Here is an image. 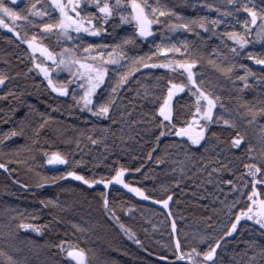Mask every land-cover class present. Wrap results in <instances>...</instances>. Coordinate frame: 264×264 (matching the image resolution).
Returning a JSON list of instances; mask_svg holds the SVG:
<instances>
[{
	"label": "trees",
	"instance_id": "obj_1",
	"mask_svg": "<svg viewBox=\"0 0 264 264\" xmlns=\"http://www.w3.org/2000/svg\"><path fill=\"white\" fill-rule=\"evenodd\" d=\"M5 3L16 11L24 9L32 21V25L16 21L15 30L24 38L36 35L50 50L60 51L73 44L113 45L131 36L134 42L126 46L128 54L150 56L156 45L175 44L181 52L174 57L163 54L146 63L167 58L196 60L198 82L202 81L203 89L219 98L223 108L218 105L215 115L221 119L209 126L200 145L175 136L174 130L170 132L167 127L163 129L165 135L160 136L159 120H153L152 114L166 96L168 80H180L167 69H140L127 88L120 91L110 118L93 116L83 112L72 97L53 92L34 72L28 47L0 28V75L7 77L0 84V163L8 169H0V264H10L8 257L16 264H76L65 253L68 245L85 250L87 264H189L177 260V240L185 253L193 247L198 252L207 251L230 227L233 213L239 211L237 207L230 213L226 205L236 199L244 203V197L221 181L238 183L240 175L250 180L243 166L258 163L264 147V116L257 115L256 121L249 124L252 116L247 111L249 107L260 108L257 101L264 100V66L257 68L255 61L248 58L249 53L264 58V40L256 38V25L248 36L253 43L244 49L225 35L243 31L242 22L251 19L244 6L259 13L264 0H233L232 5L227 0H147L152 7L171 10L185 19L207 17L208 30H170L168 24H182L184 20L160 17L161 22L152 25L153 35L140 38L134 33V25L121 23L118 16L105 23L106 32L99 36L83 35L80 40L59 43L56 35L41 36L40 25L49 18L28 12L33 4L40 11H51L45 7L51 0ZM209 3L213 5L211 9L206 7ZM216 7L221 13L227 10L234 15L223 16L215 11ZM52 16L58 19V13ZM215 19L221 23L213 29L211 21ZM233 47L237 48L236 54L230 51ZM225 67L231 68L227 74L220 71ZM248 71L252 74L239 79ZM106 79H115L111 67ZM98 92L107 98L110 86L103 85ZM179 96L178 102L173 98V105L177 121L182 122L191 118L192 100L188 92ZM225 119L235 127L225 125ZM177 121L176 127L183 126ZM13 131L17 133L14 136L10 135ZM237 131L246 139L241 147L231 148V138ZM90 138L97 143L92 144ZM249 144L251 154L247 152ZM53 152L64 155L67 166L52 168L47 159ZM202 156L212 163L200 172L197 168L203 165ZM220 164L226 168L213 172L212 183H208V172ZM119 167L128 169L125 182L143 189L151 196L149 201L118 186L89 187L65 176L67 171H76L89 179L110 178ZM250 190L249 186L247 191ZM258 191L264 193L262 189ZM102 194H107L108 210ZM169 195L172 199L168 211L154 204ZM21 223L34 225L40 231L20 228ZM126 230L133 234L132 239ZM262 232L251 222H241L234 235L221 241L214 257L216 264H264V256L259 253V248L264 247ZM249 242H255L256 247H249Z\"/></svg>",
	"mask_w": 264,
	"mask_h": 264
},
{
	"label": "snow or ice",
	"instance_id": "obj_2",
	"mask_svg": "<svg viewBox=\"0 0 264 264\" xmlns=\"http://www.w3.org/2000/svg\"><path fill=\"white\" fill-rule=\"evenodd\" d=\"M10 3L16 4L17 0H10ZM85 4H94L97 12H88L85 7L82 6L81 0H51L50 5H45L46 8L50 7L51 11H40L36 9L35 4L28 9V12L32 16L36 17H48L49 22L42 23L40 25L41 36L46 35H56L58 37V43L73 40H80L83 34H88L90 36H99L102 32H106L104 27L105 23L114 15L119 12V18L121 23H129L134 25V33L140 38H148L153 35L152 25L159 24L160 17H171L175 16L178 20H184V23H170L167 27L170 30H176L178 28H183L188 31H194L195 28L208 30L206 27L208 20L207 17H198L185 19L179 16L177 13L168 10H162L158 7H152L147 3V0H115L114 4H110L109 0H84ZM229 5L233 4V0H227ZM123 7L122 5H125ZM207 8L211 9L213 5L211 3L206 5ZM130 8V11H127ZM24 9L16 11L14 8L9 7L5 0H0V28H6L10 32H13L18 38L20 33L15 31L16 21H25L28 25H32V21L24 14ZM215 11L221 13L220 7H216ZM238 12L239 9H236ZM244 11L250 16L249 20H244L242 22L243 31H232L227 32L225 35L231 39L235 45H238L239 49H244L246 45L253 43L252 40L248 39L251 34V29L253 25H256V38L264 40V8H261L259 13H257L254 8L244 6ZM58 13V19H54L52 13ZM81 13H84L83 15ZM126 13V14H125ZM223 16H233L234 13L231 11H223L221 13ZM6 20L8 22H6ZM259 20V24L257 23ZM219 19L211 21L212 28L214 29L216 25L220 24ZM237 23H241L237 20ZM75 33V36L73 35ZM37 36L33 35L31 39H25L23 42L27 44L28 49L32 53L33 64L37 70L43 75L47 80L48 86L53 92L58 93L61 96H67L69 92L72 93V98L75 103L81 107V109H86L88 112L92 113L93 116L110 118V112L116 107V102L120 98L119 93L122 89L127 88L129 83L135 77L134 73H139L140 69L150 70V69H167L169 72L179 71L183 77L186 74V78L183 83H175L171 79L167 82V93L163 98V102L160 103L159 108L155 110L152 114L153 120H159L158 127L161 129L160 136L165 135L163 130L165 127L169 131H173L177 137H187L188 141L192 145H200L202 140L206 139V131L209 130V125L213 122H219L221 117L214 114V109L217 108V103L219 98L206 92L202 85L203 82H198L194 78L193 68L196 65V60L187 59H173L167 58L163 62L157 63H146V60H151L153 57L159 59L160 55L172 54L174 57L176 53H180L181 49L175 44L169 46L156 45V51H153L150 56H130L128 51H126V46L133 43L131 36L121 40L117 44L113 45H95L87 44V46L73 44L72 47L64 46L59 52L55 50H50L48 47L36 42ZM187 49V44L184 45ZM110 49V50H109ZM230 51L234 54L237 53V48L233 47ZM39 53L44 62L50 61L53 67H48L46 63L36 62V53ZM257 54L249 53L248 58L254 60L256 64L264 65V58H256ZM264 55V54H261ZM113 72L115 79H106L109 77V72ZM65 71L69 74V79L67 84L60 83L59 86L53 83V79L50 75L51 72L59 73ZM220 71L227 74L231 71L230 67L220 68ZM252 74L250 71L246 72L245 76L239 77L241 80H245L247 75ZM7 79L6 76L0 75V84H3ZM110 86V92L105 98L97 90L103 85ZM75 85V87H70ZM245 87L247 85L245 84ZM77 90L81 93L77 95ZM190 93V99L192 103L189 105V113L191 118L185 119L182 122L177 121V114L174 112L173 98H176L178 102L180 96L178 94ZM139 94V93H137ZM145 96L149 93L145 91ZM95 98V99H94ZM260 108L253 110L252 107L247 108V111L251 114L252 119L248 121L249 124L256 121L257 115L264 116V100L257 101ZM223 108V105H219ZM194 108V111H192ZM158 113V115H157ZM124 114L121 113V116ZM147 115V114H146ZM177 121L182 123L183 126L176 127ZM167 122V124H165ZM136 123V121H133ZM225 125L230 127H235L231 124L229 120L225 119L223 121ZM15 131L11 132L10 135H16ZM212 135H215L213 133ZM7 139V137H5ZM91 139V138H90ZM245 135H242L239 131L231 138L230 147L239 148L242 146L241 142L245 141ZM159 140V137H157ZM92 144H96L97 140L91 139ZM261 143L264 145V129H261ZM247 152L251 154L252 147L249 144ZM48 156V154H45ZM261 159L258 163L245 164L243 167L246 170L247 177L250 180H245L244 175L239 176V182L234 183L233 180L221 181V183L231 186L234 192L240 194L244 197V203L241 204L240 199H236L233 203L226 205L229 212L239 207V211L234 212V220L230 221V227L224 230L223 236L219 239H215V243L211 245L207 251L198 252L195 247L187 253L181 250L180 241L177 240L175 244V255L179 261H188L189 264H216L214 259L217 248L220 247L221 241L225 237L230 236L232 233L238 230V224L243 220H251L260 226L264 230V193L258 191L259 189L264 190V147L261 149ZM203 165L197 168V171L203 172L208 167L211 166L212 161L201 157ZM160 161L158 160L157 163ZM219 163V161H216ZM48 164H64L67 166V161L64 155L53 152L47 159ZM79 163V162H77ZM196 165V161L192 162ZM226 165L220 164L218 168H212L208 172L209 180L208 183H212L211 176L213 172H220L225 169ZM0 169L7 171V165L0 163ZM139 171V169H136ZM231 171V169H228ZM128 169L125 167H119L114 169V175L110 178H100L95 177L89 179L83 175H79L76 171H67L65 176L72 177L77 181H82L85 185L101 184L105 189L108 188L110 184L123 185L125 189L129 192L134 193L136 196L142 197L145 200L151 199L150 195H146L145 191L139 187H134L130 183L125 182V174ZM259 174V177H258ZM40 186V185H38ZM250 186L251 190L247 191ZM219 187V184H217ZM103 205L105 210H108V198L107 194H102ZM172 197L169 195L166 199L157 200V204H161L164 208L169 207V201ZM49 203H55L54 201H49ZM171 215V213H169ZM113 218H115L113 213ZM20 228H31L35 232H39L40 228L21 223ZM122 229L123 225L120 226ZM172 229L175 231L176 224L172 223ZM129 231V239L133 238V234ZM264 234V232H262ZM139 244L140 241L136 240ZM249 247H256L255 242H249ZM61 250H64V244L61 242ZM259 253L264 256V247L259 248ZM86 252L83 249H78L72 245L67 246V256L76 261V264H87ZM10 264H16L11 257H8Z\"/></svg>",
	"mask_w": 264,
	"mask_h": 264
},
{
	"label": "rangeland",
	"instance_id": "obj_3",
	"mask_svg": "<svg viewBox=\"0 0 264 264\" xmlns=\"http://www.w3.org/2000/svg\"><path fill=\"white\" fill-rule=\"evenodd\" d=\"M64 2L66 3L67 0H64ZM109 3H110V4H114V3H115V0H109ZM81 4H82L83 7L86 8V10H87L88 12H97V9L95 8L94 4H85V3H84V0H81ZM122 6H123V5H122ZM123 7H126V6H123ZM128 9H130V8H127V11H128ZM81 14L83 15L84 13H81ZM118 16H119V12L117 11L116 14L114 15V17L110 18L107 22H109V21L115 19V18L118 17ZM6 22H8V21L6 20ZM3 29H4L5 31L11 33V34H14L13 32H10V31H9L8 29H6V28H3ZM15 31H16V30H15ZM16 32H17V31H16ZM73 35H75V33H73ZM83 35H88V34H83ZM14 36H15L17 39L21 40L22 42H23L25 39H31V38H24V37H22L21 35H20L19 38H18L16 35H14ZM36 42L39 43V44H42L38 39H37ZM23 43H24V42H23ZM24 44H25V43H24ZM25 45L27 46V44H25ZM42 45H43V44H42ZM44 46H45V45H44ZM27 47H28V46H27ZM30 52H31V51H30ZM57 52H59V51H57ZM31 55H32V53H31ZM35 56H36V62H37V63H42V62H44V61L42 60V58H41V56H40V54H39L38 52L35 54ZM44 63H46L48 67H53L50 61H47V62H44ZM33 70H34V72H35L38 76L42 77V78L47 82V80L43 77V75L39 72V70H37V69L35 68L34 64H33ZM193 72H194V74H195V75H194V78L197 79V81H198V77H199V75H198V73H197V71H196V65H195L194 68H193ZM172 73L175 74V75H177L178 79L180 80L178 83H183V82H184V79L186 78V74L182 77L179 71H177V72H172ZM50 75H51V77H52V79H53V83L56 84L57 86H59V84H60L61 82L64 83V84H67L68 79H69V74H68L67 72H65V71H61V72H59V73L51 72ZM47 83H48V82H47ZM70 87H73V88H74L75 85H71ZM98 90H99V89H98ZM98 90H97V91H98ZM186 92H187V91H186ZM186 92H185V93H186ZM80 94H81V93L79 92V90H77V95H80ZM181 94H183V93H181ZM181 94H178V95H181ZM189 94H190V93H189ZM68 96L72 97V93L69 92ZM218 105H219V103H217V108H218ZM79 108L81 109L80 106H79ZM217 108L214 109V114H216ZM81 110H82L83 112H86V113L92 114V113L88 112L86 109H81ZM210 125H211V124H210ZM210 125H209V126H210ZM184 138H187V137H184ZM126 174H127V173H126ZM126 174H125V176H126ZM258 177H259V174H258ZM71 178H72V177H71ZM73 179H74V178H73ZM124 179H125V177H124ZM76 181H77V180H76ZM79 182H82V181H79ZM82 183H83V182H82ZM97 185L103 186V185H101V184H93V185H91V186H89V185H87V186H89V187H93V186H97ZM111 186H118V187L124 189L125 191L129 192L128 189H125V188L123 187V185L110 184V185L108 186L107 189H109ZM103 187H104V186H103ZM129 193L132 194V195H134L135 197H137V198L140 199V200H143V201H149V200H145V199H143L142 197L136 196L134 193H131V192H129ZM170 203H171V200L169 201V206H170ZM154 204H156L157 206H159V207H161V208H163V209H165V210H167V211L169 210V207H168V208H164L163 205H161V204H157L156 202H154ZM243 221H248V222H251V223H253V224L259 226L258 224H256L254 221H251V220L243 219L241 222H243ZM241 222H240V223H241ZM240 223L238 224V227H239ZM259 227H260V226H259ZM26 230H32V229H31V228H26ZM235 232H236V231H235ZM235 232L232 233L230 236L234 235ZM65 253H66V255H67V247L65 248ZM67 257H68V256H67ZM69 258H70V257H69ZM71 259H72V258H71Z\"/></svg>",
	"mask_w": 264,
	"mask_h": 264
},
{
	"label": "water",
	"instance_id": "obj_4",
	"mask_svg": "<svg viewBox=\"0 0 264 264\" xmlns=\"http://www.w3.org/2000/svg\"><path fill=\"white\" fill-rule=\"evenodd\" d=\"M264 65H259V64H256L255 63V67H257V68H261V67H263ZM64 164H59V163H56V164H50V166L52 167V168H58V167H61V166H63Z\"/></svg>",
	"mask_w": 264,
	"mask_h": 264
}]
</instances>
